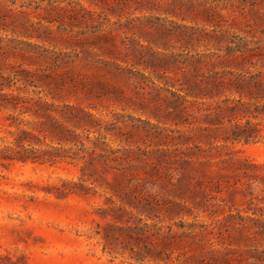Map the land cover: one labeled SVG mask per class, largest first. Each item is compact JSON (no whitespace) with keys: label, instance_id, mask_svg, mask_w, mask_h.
I'll use <instances>...</instances> for the list:
<instances>
[{"label":"rangeland","instance_id":"obj_1","mask_svg":"<svg viewBox=\"0 0 264 264\" xmlns=\"http://www.w3.org/2000/svg\"><path fill=\"white\" fill-rule=\"evenodd\" d=\"M26 2L21 20L32 22L39 38L0 29V93L84 108L98 123L89 139L76 130L84 145L93 147L101 134L95 151L114 149L119 160L104 164L96 153L93 165L6 161L2 153L17 131L38 135L42 125L30 113L0 107V264L264 262V167L254 166L264 164V114L249 116L240 141L224 142L222 130L234 129L238 116L211 124V99L194 97V82L212 77L252 89L264 83V0L0 5ZM101 33L110 39L91 46ZM239 45L251 50L237 51ZM222 97L239 94L225 88ZM240 97L254 103L251 110L264 103V96ZM177 136L185 143L174 145ZM46 144L54 141L32 142ZM125 221L135 229L116 228Z\"/></svg>","mask_w":264,"mask_h":264},{"label":"trees","instance_id":"obj_2","mask_svg":"<svg viewBox=\"0 0 264 264\" xmlns=\"http://www.w3.org/2000/svg\"><path fill=\"white\" fill-rule=\"evenodd\" d=\"M15 0H10L11 4L14 3ZM26 6H30L28 2L21 3L18 5L19 9L10 8L5 10V7L0 5V29L3 31L10 30L12 33L21 34L27 38H39L38 34L33 33L34 28L32 22L26 18L25 20H21V16L25 17L29 13L23 9ZM38 6V5H37ZM37 8V7H35ZM65 13L69 16H76L75 10L65 9ZM9 11V12H7ZM92 14V13H91ZM47 22L59 21L58 17H45ZM19 26V29L18 27ZM94 31L97 26H90ZM92 30V32H93ZM96 39H103V41L109 40V35L106 33H101L100 35H96L95 40L90 44L91 46H100L99 41ZM1 41V37H0ZM26 46H32L29 41H22ZM240 44H245L244 40L240 42ZM239 45L237 47V51H242V48H245L248 52L251 49H247ZM244 49V50H245ZM45 50V49H44ZM194 85L198 89V91L194 94L196 99L207 98L211 99V102L206 104V115L207 121L211 124L221 123V119L224 116H231L232 118L237 117L236 122L234 123V129L230 132L228 130H222L221 139L224 142L228 140H239L240 141V132L244 127H248L250 125L249 116H255L256 113L262 112L264 114V103L261 102L260 106L254 105V109H250V105L254 104L251 100L244 101L240 96H248L251 98H258V96H264V83L260 81H256L254 83V88L250 87V83L246 81H239L237 78L228 80V82H224L220 80L218 77H212L211 80L205 82H194ZM227 89L229 92H236L239 94V98H229L222 97L224 93V89ZM0 90L2 87L0 85ZM261 91L262 93H257L260 95H255V92ZM236 103L240 105V107H236ZM0 107H7L11 109H18L20 113H30L38 118L40 124L42 125L41 129L38 130V135L32 134L26 129H19L14 136L13 146H7V149L4 153H2V158L6 161H22L26 162L30 160L32 162H49L51 164L67 162L72 163L76 160H82L85 165H93V157L92 154H96L100 158H102V162L112 161L118 162L119 157L115 154L114 149L104 150L101 152L95 151L96 142L101 138V134L99 137H94V141H92L93 147L85 146L82 134L77 132V129H81L82 131H86L85 138L89 139L88 133L91 132V128H95L98 123H93L95 121L94 115H92L89 111L85 110L82 107H77L69 104H55L54 102H49L41 97H37L30 103L26 98H21L18 96H13L9 94L0 93ZM250 109V110H249ZM211 112V113H210ZM256 112V113H255ZM242 117H245L244 122H240ZM221 118V119H220ZM230 122V119H228ZM97 122V120L95 121ZM212 127L205 126L203 129L206 131L212 130ZM220 128V127H219ZM94 130V129H93ZM228 131V132H227ZM245 136V135H244ZM42 137V138H40ZM49 138L51 141H54V144H46V147L36 148L32 145V142L41 144L43 140ZM181 136L172 137L171 141L173 144L185 143V139ZM215 141L218 140L217 136L212 137ZM243 142H248V139L243 137L241 139ZM104 143V142H103ZM215 145V144H214ZM216 146V145H215ZM90 148V152H88V156L86 155L87 149ZM101 148V147H100ZM9 150V151H8ZM180 160L185 162L186 159L180 155ZM108 166V164L106 165ZM255 167H264V164L254 165ZM114 168V167H113ZM257 182V179H253ZM259 182V181H258ZM262 182L264 179L262 178ZM118 186H120L118 184ZM63 192V191H61ZM69 192H75L70 189ZM260 201L264 204V195L260 196ZM130 206L134 203H128ZM148 208H152L149 204H146ZM121 209V208H120ZM141 212L146 211V209H140ZM259 211H253L256 214ZM261 214V213H260ZM113 218L118 215H114ZM126 224L117 226L116 228L122 231H126L127 229H135V227H131L128 225V221H125ZM153 228V234L157 235L160 232V226L156 223L151 224ZM115 226V225H114ZM138 229V228H137ZM139 230H141L139 228ZM153 251L159 254V250L155 246ZM159 256V255H157ZM264 264V262H258V264Z\"/></svg>","mask_w":264,"mask_h":264}]
</instances>
